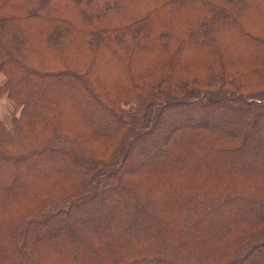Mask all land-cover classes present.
I'll use <instances>...</instances> for the list:
<instances>
[{
    "label": "trees",
    "instance_id": "16d2710c",
    "mask_svg": "<svg viewBox=\"0 0 264 264\" xmlns=\"http://www.w3.org/2000/svg\"><path fill=\"white\" fill-rule=\"evenodd\" d=\"M0 264H264V0H0Z\"/></svg>",
    "mask_w": 264,
    "mask_h": 264
},
{
    "label": "rangeland",
    "instance_id": "374dc122",
    "mask_svg": "<svg viewBox=\"0 0 264 264\" xmlns=\"http://www.w3.org/2000/svg\"><path fill=\"white\" fill-rule=\"evenodd\" d=\"M4 81L3 75H0V83ZM3 100L0 101V117L5 121V123L10 124V116L7 109L4 107Z\"/></svg>",
    "mask_w": 264,
    "mask_h": 264
}]
</instances>
